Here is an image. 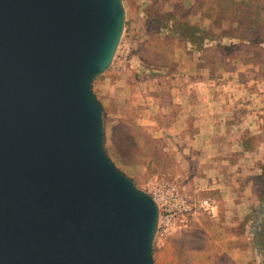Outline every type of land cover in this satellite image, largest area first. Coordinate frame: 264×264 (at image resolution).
I'll use <instances>...</instances> for the list:
<instances>
[{
	"label": "rangeland",
	"instance_id": "1",
	"mask_svg": "<svg viewBox=\"0 0 264 264\" xmlns=\"http://www.w3.org/2000/svg\"><path fill=\"white\" fill-rule=\"evenodd\" d=\"M122 5L121 39L92 91L106 156L170 205L175 226L154 238L153 264H264V46L246 41L254 13L225 0ZM182 20L201 32L195 45L173 32Z\"/></svg>",
	"mask_w": 264,
	"mask_h": 264
},
{
	"label": "water",
	"instance_id": "2",
	"mask_svg": "<svg viewBox=\"0 0 264 264\" xmlns=\"http://www.w3.org/2000/svg\"><path fill=\"white\" fill-rule=\"evenodd\" d=\"M122 0H0V264H153L158 207L103 148Z\"/></svg>",
	"mask_w": 264,
	"mask_h": 264
},
{
	"label": "trees",
	"instance_id": "3",
	"mask_svg": "<svg viewBox=\"0 0 264 264\" xmlns=\"http://www.w3.org/2000/svg\"><path fill=\"white\" fill-rule=\"evenodd\" d=\"M228 4H237L238 9L247 11L248 13H254L255 18H259L256 20L253 17H250L249 25L256 28V34L252 36L251 39H246V41H250L254 46L263 45L264 46V0H225ZM175 20V19H173ZM183 21V20H182ZM178 37L182 40L190 43L191 45H195L196 43V33H201L196 31L195 27L190 26L188 23L184 22L178 25V29L173 31ZM230 39L236 38L234 34L226 35ZM240 39V37H237ZM207 39V38H206ZM204 38H201V42L197 45L198 50H202L204 48L203 45ZM264 198V197H263ZM264 253V248L262 249Z\"/></svg>",
	"mask_w": 264,
	"mask_h": 264
},
{
	"label": "built area",
	"instance_id": "4",
	"mask_svg": "<svg viewBox=\"0 0 264 264\" xmlns=\"http://www.w3.org/2000/svg\"><path fill=\"white\" fill-rule=\"evenodd\" d=\"M152 199L155 201L158 207V222H157L155 238L164 239L171 233L170 231L175 226V224L173 223L170 217L171 208L170 205L167 203V201L162 202V199L159 196L154 195ZM202 207L209 208L210 207L209 201L208 200L203 201ZM180 222L183 224V220H180Z\"/></svg>",
	"mask_w": 264,
	"mask_h": 264
}]
</instances>
